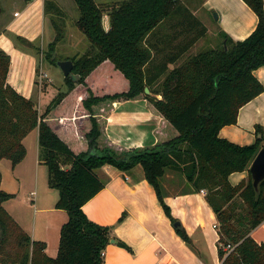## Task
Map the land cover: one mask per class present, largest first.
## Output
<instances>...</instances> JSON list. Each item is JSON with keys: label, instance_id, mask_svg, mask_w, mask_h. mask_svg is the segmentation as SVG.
<instances>
[{"label": "trees", "instance_id": "1", "mask_svg": "<svg viewBox=\"0 0 264 264\" xmlns=\"http://www.w3.org/2000/svg\"><path fill=\"white\" fill-rule=\"evenodd\" d=\"M74 1L80 14L75 27L89 41V50L65 59L74 62V77L64 78L66 90L43 113L8 83L11 59L0 50V162L10 160L13 167L21 163L27 154L23 140L38 129L40 162L48 168L50 187L59 191L56 208L69 215L58 255L50 258L46 244L33 241L3 207L14 195L1 189L0 172V264H104L102 253L111 240L132 251L113 235L112 227L94 223L83 210L104 189L97 171L107 165L120 171L141 166L173 224L178 220L165 202L161 181L170 169L181 172L192 193L207 192L220 223L221 264H264V244L251 236L264 222V181L257 193L249 170L264 147L263 128L256 126V142L249 146L219 137L223 127L238 123L240 109L264 92L254 75L264 67V0H243L259 19L247 39L234 41L221 32L220 44L195 55L188 53L208 31L181 0H122L108 13L107 31V5ZM44 5L45 14L55 19L66 14L57 0H44ZM171 26L189 37L167 46ZM54 27L56 37L46 57L57 66L55 52L65 33L56 22ZM15 40L39 51L21 37ZM146 87L152 96L146 95ZM142 97L177 135L135 149L109 142L105 109L97 114L99 106ZM245 171L247 179L233 186L230 175ZM176 232L193 246L184 228ZM229 244L236 248L228 254Z\"/></svg>", "mask_w": 264, "mask_h": 264}, {"label": "crops", "instance_id": "2", "mask_svg": "<svg viewBox=\"0 0 264 264\" xmlns=\"http://www.w3.org/2000/svg\"><path fill=\"white\" fill-rule=\"evenodd\" d=\"M57 1L63 7L62 0ZM181 1L208 31L188 55L216 47L222 41L221 32L234 41H244L259 22L258 16L243 0ZM0 10V50L11 59L8 83L21 95L31 98L43 113L49 104L44 109L41 103L64 89V76L57 67L61 80L50 78L48 71L54 65L39 59L34 49L15 40V37L35 45L39 41H46L48 45L54 41L55 36L52 38L47 28L44 0H0ZM103 24L105 30H109L108 14H105ZM178 32L179 29L175 31L171 26L167 46L181 42L186 35L189 37L185 32L180 35ZM197 48L200 50L194 52ZM174 67L170 65L171 69ZM254 75L264 85V67L254 71ZM53 78H58L55 72ZM101 109H105V136L117 146L126 149L153 147L177 135L170 125L162 122V117L146 100L107 102L99 106L97 114ZM256 126H261L264 133V92L242 107L238 123L223 127L219 137L240 146L253 145ZM35 139L34 144L32 141ZM23 144L27 154L16 167L7 159L0 162L1 189L14 195L3 207L33 241L44 242L46 254L55 258L59 251L61 228L68 222L69 215L56 208L59 191L50 187L48 168L39 159V130L28 134ZM97 174L105 182V187L84 205L83 210L94 223L112 227L113 235L132 249L129 251L110 241L104 251V264L222 263L218 253L220 223L206 200L207 192L192 193L181 172L168 170L161 183L173 218L181 223L193 246L177 234L154 188L145 179L141 166L120 171L107 165ZM247 177V171L237 172L230 175L229 181L236 186ZM20 202L24 204L23 210L16 205ZM123 216L124 220L119 222ZM251 236L257 243L264 244V222L252 231Z\"/></svg>", "mask_w": 264, "mask_h": 264}, {"label": "rangeland", "instance_id": "3", "mask_svg": "<svg viewBox=\"0 0 264 264\" xmlns=\"http://www.w3.org/2000/svg\"><path fill=\"white\" fill-rule=\"evenodd\" d=\"M98 4H100L102 7L103 6H108L105 7V12L106 14L109 13V11L111 10V8L113 6H118L121 4L122 0H95ZM63 4V9L65 10V16H61L60 18H54L53 15H46L47 17V28L51 31V37L53 38L54 36L56 37V29L54 27V23L56 22L64 31V38L63 41H61L59 43V45L56 48V52H55V57L57 58V60L61 61V60H65L67 58H71V57H80L81 55H83L87 50H89V46L90 43L87 40V38L78 30L77 27H75V21L79 18V10L77 8V5L75 3L74 0H62L61 1ZM109 16V15H108ZM50 40V39H49ZM48 44L46 41H39L36 45V47H38L39 51H36V54L38 56L39 59H43L44 61H48L47 60V52H48ZM59 47V48H58ZM207 49V48H205ZM198 50H200V48L197 50H195L194 52H197ZM203 50V49H201ZM49 62V61H48ZM50 64H52L51 62H49ZM53 65V64H52ZM55 66V65H54ZM51 67V69L48 71V75L50 78H52L53 80H58L61 78V73L59 72V70L57 69L58 66L55 67ZM53 72H55L58 75V78H53ZM61 80V79H60ZM56 84V82H55ZM59 85V81L56 84V86ZM53 89H56L55 86L52 85ZM66 87L64 85V89H62L61 91H65ZM56 91V90H55ZM53 99V97L46 99L44 101V103H41V108H44L50 103V101ZM139 100H145L142 98H140ZM37 106V105H36ZM35 134H33L32 137H34ZM31 137V136H29ZM31 137V138H32ZM35 139L34 141H32V143H36ZM32 143L31 141H29L30 147H32ZM43 171V169H42ZM47 173V170H46ZM42 176V174H41ZM41 185H42V177H41ZM33 189V188H32ZM189 188H187L188 190ZM30 190V189H29ZM56 191H58L57 189H54ZM177 190V188L175 189ZM29 192V191H28ZM16 204V203H15ZM18 205V207L22 209V206L24 207V204H22L21 202Z\"/></svg>", "mask_w": 264, "mask_h": 264}, {"label": "water", "instance_id": "4", "mask_svg": "<svg viewBox=\"0 0 264 264\" xmlns=\"http://www.w3.org/2000/svg\"><path fill=\"white\" fill-rule=\"evenodd\" d=\"M57 66L60 68L64 78L74 77L72 71L74 69V62L71 60H61L57 61ZM78 80V77H75V81ZM146 95H153L149 88H145ZM160 98V96H158ZM250 173L252 175V180L254 184V188L257 193L260 190V184L264 181V147L258 152L257 156L253 160L250 166ZM174 228L176 230L182 228V225L179 221L174 223ZM116 242L115 240H111V243Z\"/></svg>", "mask_w": 264, "mask_h": 264}, {"label": "built area", "instance_id": "5", "mask_svg": "<svg viewBox=\"0 0 264 264\" xmlns=\"http://www.w3.org/2000/svg\"><path fill=\"white\" fill-rule=\"evenodd\" d=\"M16 15H17V14H16ZM201 192L205 194V191H204V190H202ZM215 227H217V226H215ZM235 248H236V245H234V244H229L228 246L225 247V251H226V253L229 254V253H231L232 251H234ZM102 256H103V257L105 256V253H104V252L102 253Z\"/></svg>", "mask_w": 264, "mask_h": 264}]
</instances>
